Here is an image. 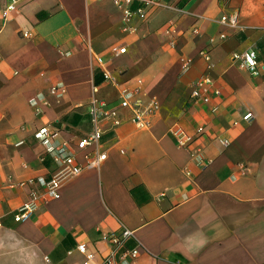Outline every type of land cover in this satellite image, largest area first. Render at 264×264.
Listing matches in <instances>:
<instances>
[{"label": "crops", "instance_id": "crops-1", "mask_svg": "<svg viewBox=\"0 0 264 264\" xmlns=\"http://www.w3.org/2000/svg\"><path fill=\"white\" fill-rule=\"evenodd\" d=\"M233 13L237 26L221 22ZM133 21L123 31L112 0H19L0 17V264H85L79 244L101 264L121 226L138 250L128 264H264V0H175ZM119 44L123 53L109 51ZM248 50L258 75L232 59ZM202 75L219 90L208 103L190 96ZM138 80L142 102L159 103L149 127L122 110L119 125L104 123L105 160L15 221L56 167L47 146L69 141L82 162L75 141L91 129L90 100L115 105ZM57 82L63 97L36 113L30 100ZM44 126L47 142L36 136ZM198 126L202 135L178 145L173 128Z\"/></svg>", "mask_w": 264, "mask_h": 264}, {"label": "built area", "instance_id": "built-area-1", "mask_svg": "<svg viewBox=\"0 0 264 264\" xmlns=\"http://www.w3.org/2000/svg\"><path fill=\"white\" fill-rule=\"evenodd\" d=\"M114 5L121 12L122 29L125 32H131L134 29V17L141 21H146L152 12L160 7H169L173 5L175 0H112ZM19 0H6L5 4L0 6V17L3 21H7L10 15L17 10ZM221 22L232 27L238 25V14L222 15ZM27 36V34H25ZM113 54H120L125 51V45H114L109 50ZM202 56L208 60L209 55L201 52ZM233 60H239V64L245 66L252 75H258L260 72L257 61V54L254 50L244 52H234ZM95 60L102 66L103 75L106 80H111L112 76L104 67V59L101 55H95ZM141 80L137 81V85L132 88H123L119 90V101L117 104L109 106L104 100L92 98L88 103V114L91 122V129L85 135L77 138L75 141L78 150H85L83 161H79L75 151L71 150L68 142H62L57 145H48L47 151L50 153L56 167L51 175L40 180L44 187L43 194H37L32 191L31 198L22 204L14 214L15 221H21L27 218L38 206V201H46L48 199L58 198L61 187L70 179L74 178L84 168L98 167L106 158V153L101 152L98 148L99 140L104 132V123L109 122L112 126H117L122 122L120 113L122 110H128L130 120L137 128H148L152 115L159 109V103L151 100L144 104L139 94V85ZM66 92L63 83L57 82L48 88L47 94H41L33 97L30 102L36 113L42 112V107L50 105V97L61 99ZM219 94L217 88L212 87V80L208 75H202L193 85L190 96L194 100L203 103L210 102V94ZM49 96V97H48ZM253 117L252 112L247 111L242 115V119L249 122ZM236 123V122H235ZM172 133L176 137V141L180 146H189L200 135L205 132L204 126H198L194 133H188L180 127H175ZM54 135V131L47 127H42L36 131V136L42 142H47ZM224 146L229 144L225 138L220 139ZM198 160L203 162L202 157ZM239 171L242 172L245 166L242 162H237ZM132 231L125 227L117 232H110L106 239L110 244L109 253L103 258L101 264H128L130 259L134 258L138 250L137 248L126 247V241L130 238ZM77 249L86 255L85 264H92L93 254L87 252L83 244H79Z\"/></svg>", "mask_w": 264, "mask_h": 264}]
</instances>
